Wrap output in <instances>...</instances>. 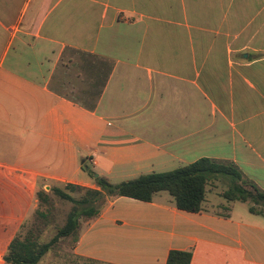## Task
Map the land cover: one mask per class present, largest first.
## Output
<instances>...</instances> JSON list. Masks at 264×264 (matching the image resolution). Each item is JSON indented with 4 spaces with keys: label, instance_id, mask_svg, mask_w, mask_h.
Returning a JSON list of instances; mask_svg holds the SVG:
<instances>
[{
    "label": "crops",
    "instance_id": "obj_1",
    "mask_svg": "<svg viewBox=\"0 0 264 264\" xmlns=\"http://www.w3.org/2000/svg\"><path fill=\"white\" fill-rule=\"evenodd\" d=\"M202 157L264 190V0H0V261L39 187L97 188L88 163L119 183ZM162 192L112 198L73 254L264 264L250 203L207 192L189 212Z\"/></svg>",
    "mask_w": 264,
    "mask_h": 264
},
{
    "label": "trees",
    "instance_id": "obj_2",
    "mask_svg": "<svg viewBox=\"0 0 264 264\" xmlns=\"http://www.w3.org/2000/svg\"><path fill=\"white\" fill-rule=\"evenodd\" d=\"M94 108V106H89ZM95 179L97 188L74 183L64 186L54 185L50 190L40 188L37 191L38 207L34 223L24 231L26 222L9 244L4 264H39L42 257L63 237L73 236L78 240L82 219H91L99 215L108 202L118 196L151 201L160 191H168L176 206L189 212H200L206 199L208 186L221 178H228V188L222 192L228 201H249L253 213L264 214V190L253 181L244 177L242 171L232 162L219 161L202 157L192 163L162 172L141 174L136 178L112 183L107 177L88 169ZM85 191V195L75 198L72 191ZM51 192L70 200L74 207L68 214L66 223L60 227L48 242L36 240L34 224L42 217H47V210L42 209L51 204ZM39 231V229H38ZM191 251L172 250L168 256L169 264H190Z\"/></svg>",
    "mask_w": 264,
    "mask_h": 264
},
{
    "label": "rangeland",
    "instance_id": "obj_3",
    "mask_svg": "<svg viewBox=\"0 0 264 264\" xmlns=\"http://www.w3.org/2000/svg\"><path fill=\"white\" fill-rule=\"evenodd\" d=\"M87 167H89L90 170L96 172L95 168L90 163H88V165H85V168ZM118 178L114 179V181L112 182L115 183L121 180ZM40 188L42 187H39V189ZM227 188H228L227 183L223 180H219V182H217L216 188H214L213 186H208V190H207L208 198L209 199L214 198L218 201L226 202L225 198L220 196L218 192L224 191ZM162 193L166 196H170L168 191H163ZM71 194L75 198H79L85 195V191L76 190V191H72ZM51 199H52L51 204L46 205V207H42V209L47 210V217L40 218L39 220L36 221V223L33 226L34 228L39 229V231L38 229L37 230L35 229V233L36 234L40 233L38 238H36V240L39 241L40 243L48 242L55 236L58 229L66 223L68 214L74 207V203L72 201L64 199L53 192H51ZM38 203L37 206H35L25 218L24 221L26 222V226L24 228L25 229L24 231L28 230L29 227H31V225L34 223V219H35L34 211L38 207ZM249 203H250L249 201L246 202L240 201V204L244 206L249 205ZM23 223L19 225L17 231L14 234V237L21 229ZM74 243L75 242L73 236L61 238L53 246V248L42 257L39 264H86L87 262L84 259H81L77 257L75 254H73ZM7 250L2 254L3 260L0 261V264H4V256L6 255Z\"/></svg>",
    "mask_w": 264,
    "mask_h": 264
}]
</instances>
